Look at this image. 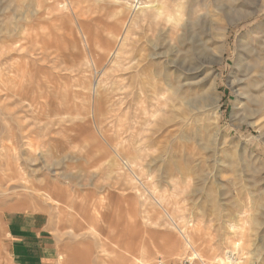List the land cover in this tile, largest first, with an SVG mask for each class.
Returning a JSON list of instances; mask_svg holds the SVG:
<instances>
[{
    "label": "rangeland",
    "instance_id": "374dc122",
    "mask_svg": "<svg viewBox=\"0 0 264 264\" xmlns=\"http://www.w3.org/2000/svg\"><path fill=\"white\" fill-rule=\"evenodd\" d=\"M168 71L200 122L160 87ZM1 185L0 264L16 211L47 216L70 264H264L220 217L264 207V0H0Z\"/></svg>",
    "mask_w": 264,
    "mask_h": 264
},
{
    "label": "bare ground",
    "instance_id": "6f19581e",
    "mask_svg": "<svg viewBox=\"0 0 264 264\" xmlns=\"http://www.w3.org/2000/svg\"><path fill=\"white\" fill-rule=\"evenodd\" d=\"M190 7H191L192 10H194V5L188 4V8H190ZM185 8H186V6H185ZM183 16H184L183 10H181L178 7H175V9L173 11H170L168 13L167 19H168V22L170 23V26H171V28H172L174 33L182 26L181 22L183 21ZM24 29H27V27L26 28L24 27ZM16 45H17V43H16ZM173 72H169L168 74H165V73L159 74V78L160 79H163V80L167 79L166 81H164L163 86L161 84L160 87H162L164 91H168V90L172 91V94H171L172 97L177 96L178 100L183 101V103L188 107L189 111H191L192 114H193L192 123L193 122H196V123L200 122L201 121L200 120V116L205 112V110L207 108L205 109L204 107H201L199 104H196V103L192 104L193 100H191V98H189L188 93L184 92V91L182 92L180 90L182 88L181 85L177 86L175 84L176 83V79H177V75L174 76ZM181 75H183V72H181ZM199 75H200V72H197L195 74L194 78L198 77ZM191 85L193 87H195L198 84L193 82ZM157 87L158 86L155 85V84L148 86V89H149L148 91L151 93V99L152 98L156 99L159 96ZM204 88H205V86L203 87V89ZM142 93H143V91H142ZM149 99H150V96H148V100ZM167 99H171V96L167 97ZM209 99L212 101V103L209 104V107H210V109L214 110L215 116H216L215 117L214 126L217 128V126L219 125V122H220V107L218 105L219 104L218 103L219 102L218 101V97L216 96L215 93H213V96H209ZM189 121H191V118H188L186 120L187 123ZM214 128H212V126L211 127L207 126V127H204V130L207 133H209ZM183 138H185V140L187 139V141L189 140L186 136L183 137ZM119 151H120V149H119ZM10 165H12V164H10ZM2 186L3 185L0 186V189H2L1 188ZM9 190H10V188L6 187V191L8 192ZM60 192H62V189L60 187L59 188L57 187V193L60 194ZM46 196L48 197V199H50L52 201H55V202L58 201L56 199L57 196L56 197L53 196V193H51V191L50 192L48 191V194H46ZM209 200L213 203V205H211V209L210 210L215 213L219 209V206L214 204L216 202V199H215V197L213 195H210L209 196ZM157 202H158V204L160 206L163 207V202L160 199H157ZM253 204H254L253 208H255L257 211H259V213L257 215L255 214L256 216L254 215V217H252V218H250V214L251 213L248 215V214H246V212H244L242 210L229 212V211H226L225 209H223V211L220 209V211H221L220 217H221V220L225 224H229V228L231 229V231L228 230L229 228L227 230H228V234L231 235V238L237 239L235 241V244H234V250L236 252H238V254L241 253V256L247 255V258L250 256L253 259H259V258H261V251L264 249V235L263 236H259L258 235V230L255 227L258 224V219H260L261 217L264 218V210H263L264 207H261V205L259 204V201H256V200H254ZM130 210H131V207H130ZM131 212L134 215V213L136 212V206H134V208H133V210ZM203 214H207L206 210H204V208H202V215ZM168 215L175 222V224H178L176 222L177 220H175L173 216H171L169 213H168ZM254 223L256 224L255 226L253 225ZM136 235H137V230H135L133 233L130 232L127 235V237H126L127 240L126 241H127V245H128V248H127L128 251L135 250L134 247H135V243H136ZM248 240H251V241L253 240L254 243H256V241H259L260 244L256 246L255 250L252 251V250L248 249V251L245 252V250L247 249L245 247V245H246ZM133 258H135V257H133ZM231 263H232V261H231ZM234 264H238V262L235 261Z\"/></svg>",
    "mask_w": 264,
    "mask_h": 264
},
{
    "label": "crops",
    "instance_id": "0c3cea01",
    "mask_svg": "<svg viewBox=\"0 0 264 264\" xmlns=\"http://www.w3.org/2000/svg\"><path fill=\"white\" fill-rule=\"evenodd\" d=\"M10 264H70L66 250L44 214L16 211L8 220Z\"/></svg>",
    "mask_w": 264,
    "mask_h": 264
},
{
    "label": "built area",
    "instance_id": "2783aa9c",
    "mask_svg": "<svg viewBox=\"0 0 264 264\" xmlns=\"http://www.w3.org/2000/svg\"><path fill=\"white\" fill-rule=\"evenodd\" d=\"M154 264H205L196 257H186L179 261H168L164 257H159Z\"/></svg>",
    "mask_w": 264,
    "mask_h": 264
}]
</instances>
